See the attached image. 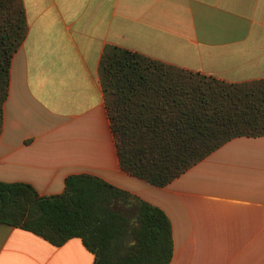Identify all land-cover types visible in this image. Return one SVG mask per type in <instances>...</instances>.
Here are the masks:
<instances>
[{"label":"crops","instance_id":"1","mask_svg":"<svg viewBox=\"0 0 264 264\" xmlns=\"http://www.w3.org/2000/svg\"><path fill=\"white\" fill-rule=\"evenodd\" d=\"M28 35L12 61L0 181L61 194L92 174L161 207L170 264H264V137L228 141L159 188L121 168L99 66L118 46L228 83L264 79V0H23ZM80 238L61 246L0 224V264H94Z\"/></svg>","mask_w":264,"mask_h":264},{"label":"trees","instance_id":"2","mask_svg":"<svg viewBox=\"0 0 264 264\" xmlns=\"http://www.w3.org/2000/svg\"><path fill=\"white\" fill-rule=\"evenodd\" d=\"M28 35L23 0H0V136L12 61ZM100 80L122 170L164 188L228 141L264 137V79L228 83L107 46ZM0 224L54 246L80 238L94 264H170L173 224L142 197L92 174L66 178L61 194L0 181Z\"/></svg>","mask_w":264,"mask_h":264}]
</instances>
